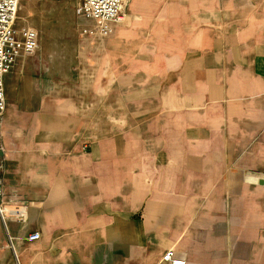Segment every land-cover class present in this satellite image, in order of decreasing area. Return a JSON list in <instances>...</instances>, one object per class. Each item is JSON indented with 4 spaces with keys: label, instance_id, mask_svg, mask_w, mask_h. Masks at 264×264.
Returning a JSON list of instances; mask_svg holds the SVG:
<instances>
[{
    "label": "crops",
    "instance_id": "1",
    "mask_svg": "<svg viewBox=\"0 0 264 264\" xmlns=\"http://www.w3.org/2000/svg\"><path fill=\"white\" fill-rule=\"evenodd\" d=\"M122 12L5 75L0 264H264V0Z\"/></svg>",
    "mask_w": 264,
    "mask_h": 264
},
{
    "label": "built area",
    "instance_id": "2",
    "mask_svg": "<svg viewBox=\"0 0 264 264\" xmlns=\"http://www.w3.org/2000/svg\"><path fill=\"white\" fill-rule=\"evenodd\" d=\"M20 3L21 0H0V123L7 106L5 75L13 69L19 57L32 56L39 49L38 34L31 27L17 26ZM122 6L123 0H78V12L92 21L82 27V33L91 39L109 36L115 24L124 21ZM40 237L39 232L28 236L30 240ZM162 259L163 264H187L185 258L177 256L173 250H168Z\"/></svg>",
    "mask_w": 264,
    "mask_h": 264
},
{
    "label": "rangeland",
    "instance_id": "3",
    "mask_svg": "<svg viewBox=\"0 0 264 264\" xmlns=\"http://www.w3.org/2000/svg\"><path fill=\"white\" fill-rule=\"evenodd\" d=\"M78 0H21L17 26L31 27L40 40L48 41V20L63 34L68 35L70 42L75 38L74 28H78V18L82 16L77 8ZM48 10L54 15L48 19ZM81 26L79 33L81 34ZM60 32H57L58 34ZM55 35V33L53 34Z\"/></svg>",
    "mask_w": 264,
    "mask_h": 264
}]
</instances>
